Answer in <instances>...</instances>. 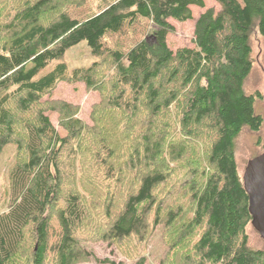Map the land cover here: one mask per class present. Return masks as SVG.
I'll use <instances>...</instances> for the list:
<instances>
[{
	"label": "trees",
	"instance_id": "1",
	"mask_svg": "<svg viewBox=\"0 0 264 264\" xmlns=\"http://www.w3.org/2000/svg\"><path fill=\"white\" fill-rule=\"evenodd\" d=\"M50 1L25 0L0 17V151L8 143L20 150L9 170L8 204L0 212V264H76L91 258L77 233L88 208L76 191L63 186L66 175L73 178L76 173L74 160L70 164L62 160L63 151L81 126L74 119L66 126L74 127L73 137H59L40 103V97L61 80L81 78L90 88L98 84L95 65L69 73L66 64L58 62L43 72L81 41H86L92 54L114 63L115 77L107 98L111 106L121 109L124 105L133 111L132 106L144 103L157 113L176 98L185 99L182 123L208 122L215 130L207 156L212 168L200 184L192 182L185 188L191 192L194 212L173 238L178 241L172 252L178 255L177 251L186 249L184 258L190 262L197 255L196 264H264V251L250 248L244 232L251 216L234 154L235 139L243 127L256 132L263 122L254 113V96L242 88L252 68L251 31L256 28L264 38V0H215L219 10L208 8L195 21L194 46L175 51L166 41L174 31L168 19H191L190 5L202 8L203 0H103L99 11L85 17L61 12L46 23L41 16ZM138 28L145 35L126 52L118 44H108L116 34L134 33ZM131 119H127L128 126L122 123L115 129L127 130ZM108 146L105 143L104 149L110 153ZM154 158L134 162V170L142 165L148 169L139 178L132 177L134 187L129 180V192L106 226L109 241L144 231L152 211L155 219L167 210L168 224L178 217L175 191L163 194L169 174L156 167ZM84 162L83 168L90 169L99 161L85 158ZM100 162L106 174H114L111 162ZM64 165L69 171L63 170ZM189 172L195 175L197 168ZM100 174L104 176L98 169L86 174L95 194L97 186L104 185L96 184L95 177L114 179ZM200 225L202 232L186 246L187 235ZM132 264H144V258Z\"/></svg>",
	"mask_w": 264,
	"mask_h": 264
},
{
	"label": "rangeland",
	"instance_id": "2",
	"mask_svg": "<svg viewBox=\"0 0 264 264\" xmlns=\"http://www.w3.org/2000/svg\"><path fill=\"white\" fill-rule=\"evenodd\" d=\"M203 1L202 8L190 5L191 19L184 22L168 19L174 27V31L166 37L167 45L172 51L179 47L192 48L194 24L198 16L208 8H213L215 12L220 8L215 0ZM24 2L25 0H0V17L6 15L8 11L13 12V8H18ZM49 6L41 16V20L46 23L61 12L71 13L79 18L85 17L99 11L103 6V0H51ZM143 33L140 28L134 33L132 30L125 33L123 31L107 41L110 46L120 45L121 50L126 52L133 41L145 35ZM149 41L152 42V38H149ZM250 44L252 68L243 83L242 90L245 94L254 96V113L260 115L263 122L256 132L246 126L243 127L235 139L234 154L242 181L247 162L264 152V38L256 28L251 31ZM58 62H64L69 73L74 69H85L95 65L97 75L95 74L94 78L98 82L90 88L86 87L81 78L61 80L53 89L40 97V103L45 106L44 113L49 117L59 137L72 136L74 127L73 130L66 127L72 120L76 119L81 126L75 127L77 128L73 134L75 137L72 136L73 140L62 155V160L68 164L72 163L69 161L74 160L76 170L73 178L66 175L63 180L64 189L76 191L88 208V215L77 233L80 245L91 253V258L80 260L76 264H132L141 257L144 258V264H166L167 261V264H184L183 261L196 264L197 255L190 262L184 258V254H188L186 249H181V253L177 251L178 255L172 252L178 241L174 242L173 238L183 231V224L188 222L194 212L191 192L187 193L185 188L188 189L189 183L192 182L200 184L205 172L210 169L207 156L215 138V130L208 122L197 125L182 123L181 114L185 99L176 98L168 107H160L157 113H155L156 109L153 111L144 103H139L136 107L132 106L133 111L128 110L124 105L121 109L111 106L107 98L111 92V89L108 91L110 82L115 77L114 63L111 59H103L92 54L86 41L70 47L60 59L51 61L43 72L48 71ZM124 92L126 93V90ZM179 95L183 98L184 91ZM129 117L132 119L127 130L115 129L116 126H122V123L128 126ZM105 143L111 148V154L104 149ZM146 144H148L147 148H145ZM19 153L20 150L14 143L6 144L0 151V212L4 211L8 204L9 170ZM151 155L155 157L156 167L169 174L163 194L165 195L167 190L175 191V199H177L175 204H180L179 215L172 224H168L165 223L167 210L163 209L162 212L165 213L155 219L152 211L144 231L111 242L105 237L106 226L120 209L125 193L129 192L131 187L128 185L129 180L134 187L135 182L132 177L139 178L140 172L143 173L148 169L142 165L137 167L138 170H134L133 164ZM85 158L99 162L95 163L93 168L84 169ZM101 160L111 162L110 168L115 169L113 175L106 174V169L100 164ZM62 168L69 171L65 165ZM190 168H197V174H190ZM96 169L99 173L104 172V176L100 174L103 178L114 179L104 181L95 177L96 184L102 182L104 184L97 186L95 194L86 174H93ZM84 170L87 171L86 174H83ZM202 171L204 173L200 174ZM100 192L101 194L98 195ZM164 195L161 197L163 200L160 204L161 208L166 206ZM50 209L53 211L54 207ZM51 214L53 218V212ZM52 221L55 222L54 219ZM202 228L203 225L192 228V233L185 239V241L188 239L186 246L198 237ZM244 232L250 248L264 251V239L251 225V221L246 225Z\"/></svg>",
	"mask_w": 264,
	"mask_h": 264
},
{
	"label": "water",
	"instance_id": "3",
	"mask_svg": "<svg viewBox=\"0 0 264 264\" xmlns=\"http://www.w3.org/2000/svg\"><path fill=\"white\" fill-rule=\"evenodd\" d=\"M243 186L248 196L251 225L264 239V152L247 162Z\"/></svg>",
	"mask_w": 264,
	"mask_h": 264
}]
</instances>
